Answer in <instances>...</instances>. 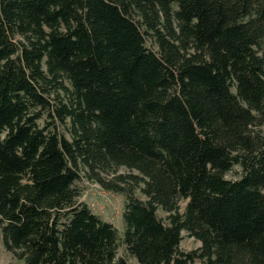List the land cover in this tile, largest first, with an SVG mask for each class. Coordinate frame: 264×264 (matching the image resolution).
<instances>
[{"label": "trees", "instance_id": "1", "mask_svg": "<svg viewBox=\"0 0 264 264\" xmlns=\"http://www.w3.org/2000/svg\"><path fill=\"white\" fill-rule=\"evenodd\" d=\"M0 230L21 264H264V0H0Z\"/></svg>", "mask_w": 264, "mask_h": 264}, {"label": "rangeland", "instance_id": "2", "mask_svg": "<svg viewBox=\"0 0 264 264\" xmlns=\"http://www.w3.org/2000/svg\"><path fill=\"white\" fill-rule=\"evenodd\" d=\"M41 125L46 124V120L43 118L39 121ZM120 174H136V171H130L129 169L123 167L119 169ZM230 177H232L230 175ZM76 188L80 194L79 200L85 202L89 205L92 212L98 215L102 220L112 223L119 231V235L124 232L123 223V211L125 206V198L123 195L118 193H111L105 191L98 183L90 181L86 178L79 180L76 183ZM136 194L141 199H146L145 196L141 194V191L136 190ZM186 201L181 203V211L185 209ZM158 216L167 221V213L163 210H158ZM183 239L180 244L181 250L185 252H190L193 250H198L201 247V242L193 237H190L187 232H182ZM120 254H124V248L119 249ZM131 263H135L134 260L130 259ZM0 264H21L16 261L11 253H9L2 242V233L0 230ZM193 264H200L196 261Z\"/></svg>", "mask_w": 264, "mask_h": 264}]
</instances>
